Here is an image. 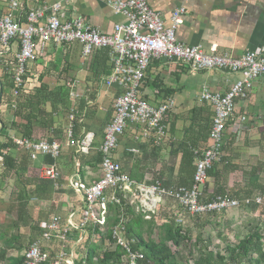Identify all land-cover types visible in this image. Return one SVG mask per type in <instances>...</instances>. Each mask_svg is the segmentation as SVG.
Segmentation results:
<instances>
[{"label":"crops","instance_id":"crops-1","mask_svg":"<svg viewBox=\"0 0 264 264\" xmlns=\"http://www.w3.org/2000/svg\"><path fill=\"white\" fill-rule=\"evenodd\" d=\"M62 1L65 2L25 0L17 10L14 9V16L25 20L28 7ZM148 2L161 14L166 25L171 23L176 8L186 6L185 21L176 30V38L181 43L202 45L206 50L216 44L219 53L234 56L251 50H264V0ZM10 11L7 2L0 0V12ZM62 17L83 18L103 34L111 33L114 25L123 21L104 0H67ZM18 47L15 42L12 44L13 51L0 55V127L4 129L0 143L10 138L15 145L14 148L0 150V264H15L13 260L23 256L24 245H30L39 238L45 224L54 216L65 219L71 212L82 209V194L71 186L70 180L90 185L102 177V160L99 158L98 161V152L101 153L105 127L115 114L114 100L121 91L106 84L111 72L110 61L107 63L108 75L96 74L93 64L98 60L97 51L85 58L82 45L78 42L38 44L35 58L26 64L24 83L12 88L14 51ZM240 78L241 74L228 70H194L178 60L165 57L153 59L140 93L154 106L167 98L174 99V107L164 119L165 137L156 143L152 135L148 138L144 136L143 127L130 122L113 152L114 160L121 164L124 173L138 183H158L166 189L190 187L196 163L210 144L209 133L214 116L212 105L201 100V93L208 88L223 94ZM73 91L79 94L77 98H73ZM66 92L70 101L68 109L52 112L53 118L49 112L43 113L39 118L45 119L46 126L35 122L31 138L22 136L21 131L11 126L13 121L20 122L21 119L16 115L18 108L14 102L18 94L35 93L60 98ZM51 110L47 106V111ZM73 113L76 117L71 122L69 117ZM4 122L8 127L3 125ZM49 128L53 133L48 131ZM69 129L72 130V137H69ZM87 133L93 134V142L90 152L84 153L77 142ZM26 138L58 141L62 146L61 154L56 160L43 154L31 158L30 151L16 143L17 139ZM20 152L23 154L19 155ZM8 154L16 159V168L6 164L5 156ZM52 163L57 164L60 172V178L55 181L44 178L42 174L43 168ZM95 173H98L97 177ZM262 186L264 75L255 80L246 98L236 100L234 116L224 136L221 160L215 164L201 191L203 200L216 194L242 200L259 196L260 192H264ZM254 190L257 195H249ZM219 191L222 193L218 194ZM131 207L136 211L134 206ZM14 209H17L15 216ZM13 255L16 257L12 259Z\"/></svg>","mask_w":264,"mask_h":264},{"label":"built area","instance_id":"built-area-1","mask_svg":"<svg viewBox=\"0 0 264 264\" xmlns=\"http://www.w3.org/2000/svg\"><path fill=\"white\" fill-rule=\"evenodd\" d=\"M3 1L7 2L11 11L0 12V55L13 51L12 44L18 43L13 61V80L16 86L24 83L26 64L35 58L38 44L60 45L78 42L82 45L85 58L102 48L110 50L111 72L106 84L121 89L114 100V117L104 130L100 150L102 177L90 185L70 180L71 186L82 194L84 206L79 211L71 212L65 219L56 215L47 222L39 238L32 241L24 251L25 264H90L83 244L91 236L93 237L90 240L100 242L101 236L107 231L106 225L111 212L109 204H120L121 196L128 205L136 207V211L142 213L145 219H152L159 214L166 196L176 200L190 215L222 213L240 206L249 208L252 204L258 205L262 202L260 196L239 200L228 195H217L210 200H203L201 188L208 179L209 170L221 160L224 136L228 123L234 116L236 100L246 98L255 80L264 75L263 49L234 56L219 53L216 44L206 50L202 45L179 42L176 30L185 21V5L173 11L171 23L166 25L161 14L151 8L148 0H104L112 12L121 16L123 21L116 23L111 33L103 34L83 18H63L62 12L67 0L28 7L25 20L15 18L13 12L25 0ZM161 57L178 60L194 70L219 69L241 74V78L223 94L212 92L208 88H204L201 93V100L212 105L214 116L209 133L210 144L196 163L190 187L166 189L158 183H138L124 173L121 164L113 158L119 139L130 122L143 127L144 136L148 138L152 135L156 143H160L165 137L164 119L173 109L174 99L167 98L154 106L140 93L151 61ZM71 94L73 98L79 96L74 91ZM75 117L76 114H71L70 121H74ZM69 137H72L71 129ZM92 142L93 134L87 133L77 142V146L81 152L89 153ZM16 143L30 151L31 158L43 154L56 160L62 151L61 144L55 140L35 141L26 138L17 139ZM42 174L44 178L53 181L60 178L56 163L43 168ZM125 224L126 218L121 215L119 222L111 228L112 241L106 238L103 244L106 248L103 250L115 249L120 245L125 251L121 262L150 264L142 252L132 251ZM90 227H98L102 235H91Z\"/></svg>","mask_w":264,"mask_h":264},{"label":"trees","instance_id":"trees-1","mask_svg":"<svg viewBox=\"0 0 264 264\" xmlns=\"http://www.w3.org/2000/svg\"><path fill=\"white\" fill-rule=\"evenodd\" d=\"M95 55L98 60L94 61V71L96 72V74L100 72L104 75H108L111 70V64L110 70L107 64L110 61V50L108 48H102L97 50ZM15 86V82L13 81L12 88H14ZM19 91L20 89L17 91V93H19ZM63 95L64 96H61L60 98H50V96L37 95L35 93L18 94L14 102L16 108H18L16 115L21 117V119L20 122L13 121L11 126L16 131H21L23 133L22 136L31 138L33 128L34 126H36L35 122L44 123L46 126L45 119L43 121L41 118H39L43 113L49 112L48 114H50L51 116L52 112L54 111L57 112V110L68 109L70 105L68 92ZM49 98L51 100H49ZM47 106L52 109L51 112L47 111ZM51 117L53 118V116ZM3 125L6 126L7 124L4 122ZM0 129L1 136L3 135V126L2 128L0 127ZM48 131H50V133H53L51 128H49ZM14 147L15 145L10 138H5V141L0 143V150H5L8 148L11 149ZM2 151L1 153L6 155V152ZM101 155L102 154L98 152V161L99 158L102 160ZM5 162L9 167L12 166L13 168H16V159L12 156V154H8L7 156H5ZM214 166L211 170H209L208 175H210V173L214 169ZM253 173H255V171ZM219 193L222 192L219 191L218 194ZM261 193L264 194V192ZM212 196L211 198H214L217 196V194L213 197ZM230 197L233 196L230 195ZM243 199L244 198H242V200ZM166 200L177 202L172 197L168 198L166 196L164 197L161 208ZM254 205L250 206L252 210L254 209ZM109 210L112 212V215H110L108 218V224L106 225L107 231L105 232V235L101 234L98 227L94 229L92 227L89 228V230L91 231V235H93L94 233L102 235L99 244H94L91 242L90 239L93 236H91V238H89L87 242L86 258L90 264H128L121 262L122 254H124L125 251L121 248L120 245L115 249L103 250L105 239L107 238L112 241L111 228L119 222L121 215H124L126 218L125 228L132 251L142 252L145 255L146 259L149 260L150 264H178L174 260V253L170 248L169 243H172L173 245L178 247L180 246V243L185 242L186 240H190V237L183 231L182 227L175 222V220L171 219L172 217L169 214L167 215L163 213L159 216V218H157V215L153 216L152 219L146 220L143 214L136 212L130 205H128V203L124 199H122V196L120 204H109ZM180 210L185 211L183 209V206H180ZM185 213L188 212L185 211ZM193 216H198L201 218L204 215L195 214ZM155 228L159 229L157 240L151 239L153 230ZM146 233L147 237L144 236ZM198 242H201L200 238L196 240V243ZM205 246L208 247V245ZM227 253V255H221L220 252L215 253L212 250H206L205 253L203 252L196 260V262H194V264H264L263 236H261L260 232L256 229L254 232L246 234L238 242V244L228 246ZM254 255H256V257H253ZM24 260L25 257L21 256L13 261L15 262V264H25ZM75 264H79V262H76Z\"/></svg>","mask_w":264,"mask_h":264},{"label":"rangeland","instance_id":"rangeland-1","mask_svg":"<svg viewBox=\"0 0 264 264\" xmlns=\"http://www.w3.org/2000/svg\"><path fill=\"white\" fill-rule=\"evenodd\" d=\"M51 49L52 47L50 50ZM22 154L23 153L21 152L19 153V155ZM94 176L97 177L98 173H95ZM257 193L258 192L254 190L251 191L249 195L255 196ZM258 195L261 197L262 202L258 205H254L253 210L251 207L248 208L240 206L239 208L228 210L222 213L204 215L201 218L180 210V206L177 202L166 200L157 218H159V216L163 213L167 215L169 214L172 217L171 219L175 220V222L181 226L183 231L190 237V240L180 243V246L178 247L172 243H169V246L174 253L173 256L175 262L178 264H194V262H196L200 255L203 252L205 253L206 250H212L215 253L220 252L221 255H227L228 246L238 244V242L246 234L254 232L256 229L260 232L261 236H263L264 243V194L260 192ZM16 210L17 209H14V216L15 214L17 215ZM110 215H112V212H110ZM158 233L159 229L155 228L153 230L151 239L157 240ZM144 236L147 237V233ZM198 238H200L201 242L196 243ZM87 242L83 244L84 251L87 250ZM91 242L94 244H99V242H96L95 239H92ZM28 245L29 243L24 245L21 253L24 252V249L27 248ZM205 245H208V247ZM104 248H106L105 245H103V249ZM13 252L16 251L13 250ZM14 257L16 256L13 255L12 259ZM253 257H256V255ZM6 258L7 260L11 259L8 257Z\"/></svg>","mask_w":264,"mask_h":264}]
</instances>
